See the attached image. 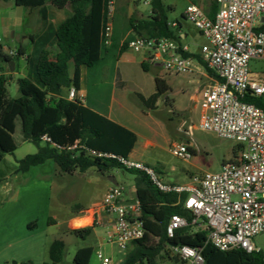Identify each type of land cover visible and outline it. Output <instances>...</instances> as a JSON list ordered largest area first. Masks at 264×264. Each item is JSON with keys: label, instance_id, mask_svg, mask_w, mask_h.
I'll return each mask as SVG.
<instances>
[{"label": "trees", "instance_id": "trees-1", "mask_svg": "<svg viewBox=\"0 0 264 264\" xmlns=\"http://www.w3.org/2000/svg\"><path fill=\"white\" fill-rule=\"evenodd\" d=\"M17 7L31 11L37 10L41 16V26H47V7L67 11L68 16L56 27L50 25L43 34L31 37L34 44L32 53L26 56L28 74L18 80L20 96L11 98L7 83L9 76L0 77V165L6 155L13 154L16 143L13 135L16 122L20 120L25 141L34 143L38 151L18 161L16 174L27 173L32 168L53 161L61 173L73 174L96 168L101 174L119 169L136 176L137 200L141 204V219L144 221L146 234L143 239L132 243L122 264H158L159 259L167 258L179 264L171 245L201 248L203 264H264V253H248L243 249L220 251L208 243V230L205 227L194 229L192 226L181 229L170 238L167 226L173 215H181L192 221L193 216L185 211L178 202L176 194L160 192L150 178L138 170L126 169L116 159L95 158L81 150L69 151L76 141L88 149L128 158L137 136L119 124L85 107L81 101H70L63 96L64 90L74 87L80 89V69L82 66L93 68L109 52L105 44V32L108 24L109 0H14ZM151 14L145 18H130V27L136 37H167L182 43L180 30L182 24L171 26L167 6L163 0L151 1ZM216 4L209 14L214 18ZM184 18V16H183ZM185 19V18H184ZM113 43V42H112ZM129 42L123 44L120 54L128 50ZM54 56L52 57V52ZM25 56L23 46L18 49L17 58ZM201 62L198 53L186 54ZM4 61L13 60L0 50ZM74 64V75L69 74V63ZM202 63V62H201ZM149 63L143 62L145 72L150 70ZM203 67L215 76L203 63ZM3 72L8 71L1 69ZM10 71V70H9ZM157 92L149 99L156 102L167 89L156 76ZM141 101L144 98L138 94ZM256 106L264 109V97L250 99ZM48 136L52 143L44 142ZM192 151V149H191ZM242 146L233 149L230 163H238ZM194 154V151H192ZM2 179H0V184ZM142 184V186H141ZM52 221V220H51ZM34 225V224H33ZM32 227V225H30ZM82 239L92 233V228H82L70 232ZM66 253L63 240H55L49 248L50 262L44 264H62ZM94 249L84 247L76 252L73 264H90ZM22 264H34L24 262Z\"/></svg>", "mask_w": 264, "mask_h": 264}, {"label": "built area", "instance_id": "built-area-1", "mask_svg": "<svg viewBox=\"0 0 264 264\" xmlns=\"http://www.w3.org/2000/svg\"><path fill=\"white\" fill-rule=\"evenodd\" d=\"M215 4L213 19L197 4L188 5L184 12L185 20L205 40L198 52L201 62L215 75L202 92L199 125L204 131L242 146L238 163H225L218 172H203L194 175L188 185L173 186L164 183L152 168L128 158L88 149L79 141L67 149L81 150L99 159H116L126 169L145 173L160 192L184 196L182 206L193 219L189 222L184 216L173 215L167 226L170 238L189 226L205 227L207 242L220 251L259 252L254 240L264 234V109L250 99L264 97V82L251 79L249 64L252 60L264 61V0H215ZM115 11V0H109L107 47L113 42ZM128 50L144 54L143 62L177 75L201 73L204 68L199 60L186 56L193 54L188 44L167 37H136L129 42ZM13 55L17 53L10 52L9 56ZM4 75L9 76L10 71L0 69V77ZM67 99L83 97L72 87ZM186 135L191 139V132ZM42 139L55 146L48 136ZM170 153L186 162L192 159L187 142L172 146ZM101 207L115 218L109 239L119 249L127 252L132 243L144 238L141 204L138 200L127 202L123 187H112ZM172 250L180 264L204 262L201 248L177 245ZM98 258L102 264H111L101 253Z\"/></svg>", "mask_w": 264, "mask_h": 264}, {"label": "rangeland", "instance_id": "rangeland-1", "mask_svg": "<svg viewBox=\"0 0 264 264\" xmlns=\"http://www.w3.org/2000/svg\"><path fill=\"white\" fill-rule=\"evenodd\" d=\"M128 2L130 5H128ZM133 2L134 0H118L116 2L114 18L116 31L123 33H125V30L127 31V19L131 11L135 12L132 16L135 18H140L141 15L148 16L151 14L152 7L151 4L149 5L147 3V0H135L134 5H138L137 9L134 5H131ZM213 2L214 0H163V3L168 8L167 14L170 22H180L186 30L190 31V36L186 43L190 46L192 53H198L200 47L205 43V40L189 22L185 21L183 13L190 4L204 6L206 3L211 4ZM38 20L37 13L34 14L24 7H17L14 0H0V50L2 54L5 56H9L10 52L18 54V49L21 45H26L29 53H32L34 44L31 40L24 37L27 33L31 31L35 32L40 28ZM138 56L140 57V55L129 50L125 54L123 61L119 63L124 73V81L126 82L130 98H136L135 92L145 95L154 92L156 90L155 77L157 73L166 80L169 77L178 76L175 73L155 66L151 67L148 72H145L139 62ZM129 57H136L137 60L135 62H127ZM12 58L14 62H21V65L24 66V72L28 70L26 60L17 58V55H13ZM116 62L117 60L114 57H110L108 60L92 68L91 74H96L99 79L102 78L104 83H110L115 75ZM249 68L252 80L264 82V61L252 60ZM0 69H7V63L5 61H0ZM202 70L211 77L205 68H202ZM100 73H102V76L99 75ZM23 76V74L19 73L9 77L7 83L9 97H19L20 92L17 82ZM190 76L195 83H184L187 94L179 92L178 88H175L176 92L174 94L166 92L161 96V102L163 103H161L157 115L164 114L166 116L170 110L165 103L167 96L172 101L177 100L178 106L188 109V105H190L188 101L189 95L196 89H200L203 85L209 83L208 79L201 74L194 73L190 74ZM91 79L93 78L91 77ZM104 87L109 89L110 85L104 84ZM167 115H170L175 120L180 118L177 113H168ZM185 115L186 124L183 130L186 133L191 132V139L197 152L195 154L192 153V159L195 160L194 157H196L200 170L187 167L186 164L182 163V160L174 157L172 154L168 157L169 163L178 168V170L193 171V173H196L195 175H200L201 172L220 171L225 163L231 161L233 158V149L239 144L220 138L215 133L202 130L199 125V112H191L188 110ZM14 138L18 146L17 150L13 154L6 155L0 165V179H2V183L0 184V230H2L5 223L9 225L10 230L17 232L19 239H22L21 231L24 230L25 234H28L26 237L28 242L26 253L34 259L35 264L50 262L49 248L55 240H63L66 244V253L62 264H73L76 252L80 248L88 246L94 247L90 264H102V261L98 258L99 253L103 257L109 258L111 264H122L130 247L126 252L119 249L117 244H111L108 241H104L101 246L93 235L82 239L65 233L62 223L63 218L59 213L61 194L58 188L61 184L59 182V174L54 170L56 164L51 161L52 165H47L43 169H39L40 167H38L33 168L29 173L16 174L18 161L24 159L27 155L36 153L38 147L34 143L24 140L20 120L17 121V130ZM152 169L157 177L161 179L160 172L156 168ZM133 177V174L126 172L124 178L125 183L129 184ZM121 178L123 179V175H121ZM53 217L60 224L56 225L52 223L51 220ZM4 231H6V227L3 229ZM259 240L260 242H257L256 239L254 240L256 247L260 250L262 249L264 252V235ZM2 247H7L6 236L0 241V248ZM5 253H8V251ZM17 261V259L10 258L9 264H15ZM159 264L174 263L165 258L160 260Z\"/></svg>", "mask_w": 264, "mask_h": 264}, {"label": "crops", "instance_id": "crops-1", "mask_svg": "<svg viewBox=\"0 0 264 264\" xmlns=\"http://www.w3.org/2000/svg\"><path fill=\"white\" fill-rule=\"evenodd\" d=\"M46 1L49 2V0ZM117 1L118 0H115V3ZM134 2L131 5H134ZM128 5H130L129 2ZM213 6H215V0L213 3H206L202 7L209 15L212 12ZM134 7L137 9L138 5H134ZM47 10L48 25L44 27H42V24H40L41 16L39 12L37 10H30V12L34 14L37 13V17L39 19L38 24L40 25V28H38L35 32L31 31L27 33L24 38L31 40L32 36L43 34L44 31H46L47 28L50 27V25L56 27L68 16V10L59 11L51 7L50 5H48ZM134 13L135 12L131 11L128 15L127 31L125 30V33L116 31V27L114 24L113 43L109 48V52L100 62L103 63L110 57H114V59L117 60L115 64V75L113 79L110 81V83H104L102 78L99 79L97 78L96 74H91L92 68L82 66L80 69V89L78 90V96L83 97V99H80L79 101H81L82 104L90 110L136 134L137 141L132 152L128 156L129 160L144 164L150 168H156L161 174V180L163 182H166V184L168 185L185 186L191 183L192 177L196 173L188 170L181 171L178 170V168H176L175 166H172L168 161V157L169 155H171L170 148L176 144L187 142L189 143L192 151H194V154L197 153L193 141L186 135V131L183 130L186 124L185 114L188 110H190L191 112L197 111L200 113V101L202 99V92L211 83L210 76L205 74L203 71L201 73H198L207 78L209 83L203 85L200 89H196L189 95L188 101L190 105H188V109L186 107L178 106L177 100L172 101V99L167 96L165 103L171 110H169L168 113H177L180 117L177 120L170 117V115H167L168 113L166 114V116L164 114L157 115L160 109V105L161 103H163L161 102L162 97H160L156 102L149 101V99L157 92V88L154 92H151L148 95L135 92L136 98H130L126 82L124 81V73L120 68L119 63L123 61L125 54L129 51L127 50L125 53L120 54L121 47L126 42H130L135 38L129 24L130 18ZM145 17L147 16L141 15L140 18ZM180 36L182 39V43L187 44L186 41L190 36V31L186 30L183 24L180 30ZM21 46L24 47L25 56L21 57L20 59L26 60V56L30 53L26 45ZM51 52L53 57L55 52ZM138 55H140V57H138L139 62L142 65L144 54ZM136 60V57H129L127 62H135ZM154 66L155 65H150V68ZM155 67L162 69L159 66ZM23 69L24 66L21 65V62H15L14 71L10 72L9 77L20 73L24 75L22 78H25L27 76L28 70L24 72ZM69 74L71 78L74 75L73 62L69 63ZM99 75L102 76V73H100ZM156 76L161 79L163 86L167 89L166 92H169L170 94H174L176 92L175 88H178L179 92L187 94L184 83H195L194 80L191 79L190 75H178L176 77H169L167 80L164 79L159 73H157ZM91 77L93 79H91ZM104 84H109L110 88L106 89L104 87ZM68 92L69 90L63 91V96H65V98H67ZM138 94H140L144 98L145 102L139 99ZM194 158L195 160L192 159L189 162L182 160V163L186 164L187 167H192V169L194 170H200L198 161L196 160V157ZM47 165L51 166V161H47L45 164L34 168L40 167L39 169H43ZM54 170L55 172H58L60 177L59 182L61 186L58 188L59 193L61 194L59 200V213L63 218L62 223L64 225L65 233L68 235H72L70 232L73 230L91 227L92 233L89 236L93 235L101 246L103 245L104 241H108V243H111L109 236L114 231L115 218L113 215L106 213L102 209L101 205L103 199L106 193L112 187L121 186L125 190L126 201H136L137 190L139 186L137 184L136 176L134 175V177L131 178L129 184H126L124 181L125 172L119 169L111 170L106 174H101L96 168H90L84 173L76 171L73 174H64L60 172L59 168L56 165L54 166ZM202 173L203 172H201V174ZM121 175H123V179L121 178ZM112 180H115L117 184L111 182ZM183 198L184 196L180 197L179 195H177L178 202L176 204H182L181 200ZM52 201L54 202V200ZM52 223H55L56 225L60 224L56 221L55 217L52 218ZM5 227L6 231L3 232V229ZM9 228V225L4 223L2 230H0V241L2 240V238H4V236L7 237V247L0 248V264H9L10 258L18 260L15 264H22L29 261L35 264L34 259L26 253V246L28 244L26 237L28 236V234H25V231L22 230V239H19L17 232L12 231ZM263 235L257 237L256 241L260 242L259 239ZM92 248L94 249V247ZM131 248L132 246H130V249ZM6 251H8V253H5ZM261 251L263 252L262 249ZM162 259H159L158 264Z\"/></svg>", "mask_w": 264, "mask_h": 264}, {"label": "water", "instance_id": "water-1", "mask_svg": "<svg viewBox=\"0 0 264 264\" xmlns=\"http://www.w3.org/2000/svg\"><path fill=\"white\" fill-rule=\"evenodd\" d=\"M0 61H4L3 58L0 57ZM9 67V70L10 72H13L14 71V65H15V62L13 60H10V61H5ZM111 182H113L114 184H117V182L115 180H112ZM172 247H176L177 245L174 244V245H171Z\"/></svg>", "mask_w": 264, "mask_h": 264}]
</instances>
